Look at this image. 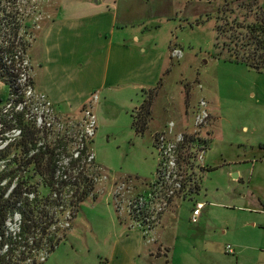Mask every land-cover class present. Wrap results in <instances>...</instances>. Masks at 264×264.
Wrapping results in <instances>:
<instances>
[{"label":"rangeland","instance_id":"374dc122","mask_svg":"<svg viewBox=\"0 0 264 264\" xmlns=\"http://www.w3.org/2000/svg\"><path fill=\"white\" fill-rule=\"evenodd\" d=\"M56 1L16 5L28 43V25L36 23L39 31ZM179 2L178 14L162 22L174 25L172 36L158 38L173 45L163 80L144 94L100 96L92 139L85 138L83 114L58 116L25 99L23 122H13L0 142V151L12 146L0 173L15 176L13 188L23 182L27 191L15 210L24 213L30 230L26 247L0 250L4 264H152L150 254L170 256L169 264H264V68L243 62L256 48L253 38L262 36L256 30L264 24V0ZM259 91L257 103L252 95ZM8 96V87H0V109ZM147 97L151 117L138 134L133 113ZM171 125L190 143L178 151L174 171L159 170L153 135ZM24 135V142H33L25 146L27 155L18 149ZM201 145L209 149L212 171L194 162ZM39 152V166L18 171L19 162ZM51 160L67 179L56 172L53 178ZM197 203L206 205L193 224ZM21 219L16 213L6 223L12 241ZM227 246L235 255L226 253Z\"/></svg>","mask_w":264,"mask_h":264},{"label":"crops","instance_id":"0c3cea01","mask_svg":"<svg viewBox=\"0 0 264 264\" xmlns=\"http://www.w3.org/2000/svg\"><path fill=\"white\" fill-rule=\"evenodd\" d=\"M55 3L53 14L39 25V31H35L36 23L28 25L33 32L27 49L34 91L47 98L55 114H83L86 106L95 112L100 96H115L127 90L144 94L163 80L173 45L168 37L158 38L172 36L174 25L164 28L162 22L171 13L178 14L179 0ZM184 11L179 13L183 16ZM144 22L151 25L136 28ZM0 87L7 88L1 82ZM261 95L259 91L252 97L257 96L258 103L262 102ZM207 165L208 171L215 169ZM243 198L246 200L245 195ZM175 219L171 215V226ZM146 259L152 264L170 263V256L166 259L150 254Z\"/></svg>","mask_w":264,"mask_h":264},{"label":"trees","instance_id":"16d2710c","mask_svg":"<svg viewBox=\"0 0 264 264\" xmlns=\"http://www.w3.org/2000/svg\"><path fill=\"white\" fill-rule=\"evenodd\" d=\"M20 1L23 0H0V13L3 12L4 14H6V11L2 9L5 4L10 6V12L8 13L7 16L8 18L12 19L11 24L13 25L11 26V31L14 36H16L20 32V29L27 30L25 26H23L22 24L23 19L20 18L22 17V14H20V10L16 8V5H18ZM18 19H20V23L16 22V20ZM257 29L258 30H256V32L262 33V36L261 37L256 36L253 38L256 48L253 50L254 51L253 54L243 62L248 64V66L261 69L264 68V24L262 26H258ZM28 45L27 47H25V51H27ZM13 48L14 45L6 49L0 48V82L3 83L5 86H7L9 89V96L7 98L8 100L10 99L11 96H17L18 90L15 88L16 78L13 67L12 65H6L3 63L2 53L3 52L13 53ZM21 101H22L21 97L17 98L16 100V102H21ZM151 108H152V98L147 97V99L145 98V100L140 105V107L137 108V110H135V112L133 113V117H134L133 126L138 134L146 132L151 117ZM24 112L25 110L21 112L12 113V120L7 118V116L2 117L0 119V125L2 126L0 129V142L3 141V139H5L3 138V135L7 133L6 129H9L12 126L13 122L15 123L20 122V124L23 122ZM22 132L24 133V129H22ZM24 137L25 135L22 138L23 144H20L18 146L19 147L18 149L19 150L22 149V151H25V155H27L30 150L27 149L25 146H29L33 142L32 139H29L28 141L25 140L24 142ZM11 148L12 146L9 144L3 150L0 151V161L5 160L9 157L11 153ZM40 155L41 153L39 152V154L37 153L34 156H32L30 160H25V162L22 161L19 162L17 166L18 171L23 172L28 165H31L33 163L39 166L42 163V160L38 158L40 157ZM79 159L80 157H78L76 160H71L69 165L73 166L74 163H76L77 160ZM48 165L52 166L53 169L52 172L54 174L53 175L54 178L55 172H57V168H58L57 160H53V161L51 160L48 163ZM14 181H15V176H11V172L4 170L2 173H0V250H3L4 248L9 247L10 245L13 247L11 248V250L26 247L25 246L27 243L26 234H29L28 230H30L29 229L30 226H28L24 221L25 219L24 213L20 212L19 209L15 210L18 205L23 204L22 202V195L24 194L23 182H18L17 185L13 188ZM18 181H20V178L18 179ZM24 189L25 191H27L26 188ZM32 193H35V191H33ZM82 195L84 196H82L80 202H82L88 194L84 191L82 192ZM16 213L20 214L22 216V219H21V224L18 228L19 232L18 234L15 235V239L12 241L10 237L11 235L8 233L6 223L8 219ZM0 264H4V258L3 260L0 259Z\"/></svg>","mask_w":264,"mask_h":264},{"label":"built area","instance_id":"2783aa9c","mask_svg":"<svg viewBox=\"0 0 264 264\" xmlns=\"http://www.w3.org/2000/svg\"><path fill=\"white\" fill-rule=\"evenodd\" d=\"M2 9L6 11V14L3 12L0 13V48L6 49L14 45L13 53H2V61L4 64L12 65L13 67L16 78L15 88L18 90V94L17 96H11L7 101V104L0 109V119L7 116V118L12 120V113H14V111H24L27 102L25 99L35 100L37 103L36 108H42L49 112H53L51 104L47 98L44 95L35 93L33 88L32 76H30L32 68L28 59L27 51H25V47L29 44L27 40H24V35H27V30L20 29V32L14 36L11 31V26L13 25L11 24L12 19L7 16L10 12L9 5L6 7L3 6ZM16 22L20 23V19L16 20ZM19 97L22 98V101L16 102ZM203 105L206 104L203 102ZM83 115L85 138L92 139L95 136L97 128L96 117L92 107L86 106L83 110ZM204 115H207L205 111ZM1 127L2 126L0 125V129ZM188 142L190 143L188 138L183 135L177 136L175 134L172 125L171 127L169 126L166 131L154 134L153 145L162 159L159 164V170H161V167L169 168V166H172L174 171L177 166V153L183 148L187 149ZM208 151L209 149L206 145H201L194 152L193 156L196 165L206 171L208 170L206 162ZM90 158L93 159V157ZM61 170L62 172H60ZM63 170L64 168L58 166L56 173L61 174V179H66L67 176L64 174ZM205 205V203H197L195 207H193L190 217V221L193 224L198 223V218ZM226 253L228 255H235L231 246L226 247Z\"/></svg>","mask_w":264,"mask_h":264},{"label":"water","instance_id":"95a60500","mask_svg":"<svg viewBox=\"0 0 264 264\" xmlns=\"http://www.w3.org/2000/svg\"><path fill=\"white\" fill-rule=\"evenodd\" d=\"M233 177H234V178H237V177H238V175H237V174H235Z\"/></svg>","mask_w":264,"mask_h":264}]
</instances>
